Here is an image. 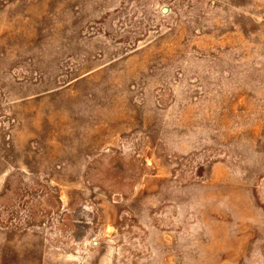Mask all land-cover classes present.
I'll return each mask as SVG.
<instances>
[{
    "label": "rangeland",
    "instance_id": "374dc122",
    "mask_svg": "<svg viewBox=\"0 0 264 264\" xmlns=\"http://www.w3.org/2000/svg\"><path fill=\"white\" fill-rule=\"evenodd\" d=\"M0 264H264V0H0Z\"/></svg>",
    "mask_w": 264,
    "mask_h": 264
},
{
    "label": "water",
    "instance_id": "95a60500",
    "mask_svg": "<svg viewBox=\"0 0 264 264\" xmlns=\"http://www.w3.org/2000/svg\"><path fill=\"white\" fill-rule=\"evenodd\" d=\"M164 12H167V10L165 9Z\"/></svg>",
    "mask_w": 264,
    "mask_h": 264
}]
</instances>
